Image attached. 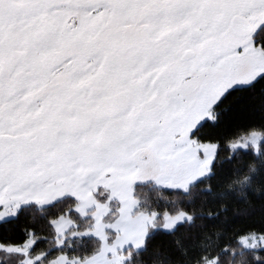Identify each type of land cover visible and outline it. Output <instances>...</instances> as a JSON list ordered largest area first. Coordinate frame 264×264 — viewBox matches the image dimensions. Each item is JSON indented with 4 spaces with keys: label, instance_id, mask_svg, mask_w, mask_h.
Listing matches in <instances>:
<instances>
[{
    "label": "snow or ice",
    "instance_id": "6c2138e0",
    "mask_svg": "<svg viewBox=\"0 0 264 264\" xmlns=\"http://www.w3.org/2000/svg\"><path fill=\"white\" fill-rule=\"evenodd\" d=\"M260 184L264 0H0V264H264Z\"/></svg>",
    "mask_w": 264,
    "mask_h": 264
},
{
    "label": "trees",
    "instance_id": "16d2710c",
    "mask_svg": "<svg viewBox=\"0 0 264 264\" xmlns=\"http://www.w3.org/2000/svg\"><path fill=\"white\" fill-rule=\"evenodd\" d=\"M252 162H248V166H251ZM248 166L245 167L244 171L238 172L232 177L228 178L222 185L216 188V191H230L232 195L241 196L243 194V187L241 184L243 176L250 174L248 172ZM259 191L264 192V184L256 185Z\"/></svg>",
    "mask_w": 264,
    "mask_h": 264
}]
</instances>
